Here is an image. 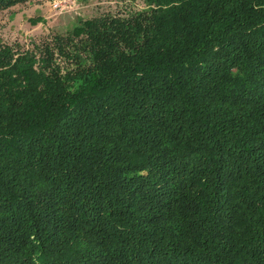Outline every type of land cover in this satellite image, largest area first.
Here are the masks:
<instances>
[{"label":"trees","instance_id":"trees-1","mask_svg":"<svg viewBox=\"0 0 264 264\" xmlns=\"http://www.w3.org/2000/svg\"><path fill=\"white\" fill-rule=\"evenodd\" d=\"M108 1L0 40V264H264V0Z\"/></svg>","mask_w":264,"mask_h":264},{"label":"rangeland","instance_id":"rangeland-1","mask_svg":"<svg viewBox=\"0 0 264 264\" xmlns=\"http://www.w3.org/2000/svg\"><path fill=\"white\" fill-rule=\"evenodd\" d=\"M56 1L31 0L1 12L0 40L27 46L32 40L69 30L77 17L88 18L98 10L118 7L108 0H60L63 9L56 10Z\"/></svg>","mask_w":264,"mask_h":264},{"label":"built area","instance_id":"built-area-1","mask_svg":"<svg viewBox=\"0 0 264 264\" xmlns=\"http://www.w3.org/2000/svg\"><path fill=\"white\" fill-rule=\"evenodd\" d=\"M54 9L56 10H62L63 9V3L60 0H57L54 5H53Z\"/></svg>","mask_w":264,"mask_h":264}]
</instances>
